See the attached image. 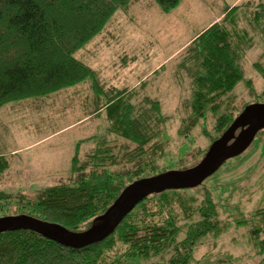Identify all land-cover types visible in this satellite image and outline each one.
<instances>
[{
  "label": "trees",
  "instance_id": "obj_1",
  "mask_svg": "<svg viewBox=\"0 0 264 264\" xmlns=\"http://www.w3.org/2000/svg\"><path fill=\"white\" fill-rule=\"evenodd\" d=\"M140 1L0 0V108L25 101L44 104L61 90L90 88L96 101L93 113L103 112L109 135L88 152L76 151L66 181L33 195L0 192V217L27 215L68 231H85L132 182L202 161L210 144L250 104L236 105L240 84L251 86L254 104H264V51L250 65L262 84L256 89L251 79L245 80L248 56L264 46V0L239 1L226 6L218 21L199 31L176 59V72L191 86L177 134L189 143L199 130L207 145L197 148L194 161L182 166L177 165L181 160L173 162L160 101L148 95L136 101L135 89L103 85L98 72L77 56L82 49L91 52L90 45L115 14L128 15ZM149 1L163 13L181 2ZM263 134L264 129L255 137ZM9 167L0 155V177ZM192 189L146 195L102 240L79 248L31 231L0 233V264H201L210 248L204 240L223 234L222 216L206 187ZM253 216L264 228V207ZM262 246L256 264H264V241Z\"/></svg>",
  "mask_w": 264,
  "mask_h": 264
},
{
  "label": "rangeland",
  "instance_id": "obj_2",
  "mask_svg": "<svg viewBox=\"0 0 264 264\" xmlns=\"http://www.w3.org/2000/svg\"><path fill=\"white\" fill-rule=\"evenodd\" d=\"M234 1L181 0L176 9L163 13L149 0H142L128 15L115 14L113 22L90 45L91 52H77L82 59L93 57L94 68L108 86L117 83L120 86H111L137 90L136 101L146 95L160 101L168 118L166 145L174 157L170 159L181 160L177 165L194 161V152L204 149L207 142L199 130L192 134L189 143L177 134L191 86L186 76L176 72V59L191 37ZM263 51L264 46L252 50L245 66V80L251 79L256 89L262 82L250 65ZM242 86L236 92V105L254 104L251 86ZM84 89L79 88L77 95L65 91L61 97L56 96V101L45 100V104L25 101L0 108V155L10 164L0 177V192L33 195L37 190L66 181L76 151L79 155L88 152L95 141L109 136L105 115L93 113L95 98L92 102L93 98L84 96ZM78 119L82 121L46 138ZM207 131H211L210 125ZM202 184L189 191L206 187L212 193L222 216L223 234L215 240L212 236L204 240L210 248L201 264H256L263 252L264 228L258 218L249 216L264 207V134L257 135L242 154L225 161Z\"/></svg>",
  "mask_w": 264,
  "mask_h": 264
},
{
  "label": "water",
  "instance_id": "obj_3",
  "mask_svg": "<svg viewBox=\"0 0 264 264\" xmlns=\"http://www.w3.org/2000/svg\"><path fill=\"white\" fill-rule=\"evenodd\" d=\"M262 129H264V104L246 106L223 134L210 144L202 161L187 169L169 170L132 182L121 191L102 215L94 219L95 224L85 231L72 232L58 224L41 221L32 216L14 215L0 217V233L31 231L70 248H79L102 240L146 195L199 186L225 161L242 154L253 142L257 132Z\"/></svg>",
  "mask_w": 264,
  "mask_h": 264
},
{
  "label": "crops",
  "instance_id": "obj_4",
  "mask_svg": "<svg viewBox=\"0 0 264 264\" xmlns=\"http://www.w3.org/2000/svg\"><path fill=\"white\" fill-rule=\"evenodd\" d=\"M238 0H236V1H234L231 5H226V6H232V5H234L236 2H237ZM181 3V2H180ZM180 5V4H179ZM222 14V11H220L218 14H216V15H214L215 17H212L211 19H210V21L208 22V25L207 26H209V25H211L213 22H216V21H218V19H219V16ZM206 26V27H207ZM206 27H204V28H206ZM203 30V29H202ZM195 36V35H194ZM193 36V37H194ZM193 37H191V39L193 38ZM190 39V40H191ZM93 57L91 56L90 58H85V63L89 66V67H91L93 70H95V71H97V69L96 68H94V66H93ZM100 81H101V83L102 84H104V85H108V83H104V82H102V80L100 79ZM111 85H113V86H115V85H117V86H120L119 84H117V83H114V84H111ZM110 85V86H111ZM133 84H130V88H133ZM89 87V86H88ZM78 88V87H77ZM77 88H72V89H75V90H72V89H70V88H67V89H64V90H61V91H59L58 93H56V94H54L53 96H51L50 98H46L45 100H48V101H56V96L57 97H61L62 96V94L65 92V91H71V92H69L68 94L69 95H71V94H78L79 92H80V90L79 89H77ZM86 89V90H85ZM84 89V96H89V97H91V98H93L92 99V102H94V96H93V91L90 89V88H85ZM121 89H124V88H121ZM130 90V89H129ZM76 94V95H77ZM80 94V93H79ZM45 100H44V104H45ZM29 104H32V103H29ZM33 105V104H32ZM32 109H37V108H32ZM38 109H40V108H38ZM80 121H82V119H78L77 121H75L73 124H69L67 127H65V128H61V129H57L55 132H53L52 134H50V135H48L46 138H48V137H50V136H55V135H58V134H60L63 130H65V129H67V128H69L70 126H73L74 124H76V123H78V122H80ZM11 153H14V152H11Z\"/></svg>",
  "mask_w": 264,
  "mask_h": 264
}]
</instances>
